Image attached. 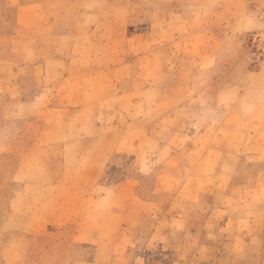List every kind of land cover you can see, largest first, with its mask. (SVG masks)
I'll return each instance as SVG.
<instances>
[{
	"label": "rangeland",
	"instance_id": "374dc122",
	"mask_svg": "<svg viewBox=\"0 0 264 264\" xmlns=\"http://www.w3.org/2000/svg\"><path fill=\"white\" fill-rule=\"evenodd\" d=\"M20 3L41 16L0 7V264H264V0ZM15 196L104 226L12 230Z\"/></svg>",
	"mask_w": 264,
	"mask_h": 264
},
{
	"label": "crops",
	"instance_id": "0c3cea01",
	"mask_svg": "<svg viewBox=\"0 0 264 264\" xmlns=\"http://www.w3.org/2000/svg\"><path fill=\"white\" fill-rule=\"evenodd\" d=\"M36 2L37 0H33ZM17 6V12L15 15V22L18 25L21 26H29V19H35L37 17L41 16V13H38L36 11V8L39 7L34 3H30L28 5L20 3V0H0V7L8 8L10 6ZM35 5V6H33ZM3 36L0 34V49L3 46ZM1 59V57H0ZM3 81L0 80V84ZM153 93L152 88H148V95L150 93ZM99 174V173H98ZM105 172L99 174L98 178H104ZM97 177V175H96ZM56 181H53V183H61V179H56ZM24 189L22 192H20V195L22 198H25L27 194L30 193L31 189L34 187L33 184L37 185L36 183H33L32 181H25ZM80 187V188H79ZM76 189H74L71 194L75 195H82L79 191L81 190L82 193L84 191V187L79 186ZM37 190V189H33ZM35 195V194H34ZM17 196L13 197L11 202H9V215L12 217V221L10 222V227L12 230H27L28 232L32 234H43L44 227L48 226L52 228L53 230L57 229H67L70 226H74V233L72 235L71 241H85L89 242V239L83 236L90 235L96 224H98L97 227V233L100 232V225L104 226V221L100 220L99 218H95V211L89 212L90 206L89 203L86 206V210H83V213L79 210L70 209L64 213L63 209H60L59 207L54 208H46V205L42 203L40 200V203L38 205L34 206H28L27 203L29 201L26 198V201L24 204H22L24 199H16ZM36 200V199H35ZM88 201V200H87ZM28 209H31L35 211V213H30ZM48 210L52 213L50 215L48 212L45 213V211ZM27 211V214H26ZM16 214V215H14ZM79 217V218H78ZM68 218V219H67ZM79 219L75 222L76 219ZM98 221V223H97ZM102 221V222H101ZM19 222L20 224H18ZM105 230L103 229V232ZM86 238V239H85ZM104 245L99 244L97 246V254L103 248Z\"/></svg>",
	"mask_w": 264,
	"mask_h": 264
}]
</instances>
